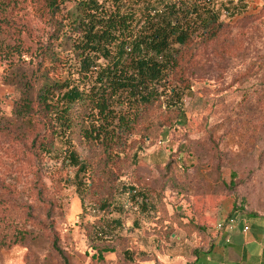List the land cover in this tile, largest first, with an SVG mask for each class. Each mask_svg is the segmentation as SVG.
Returning a JSON list of instances; mask_svg holds the SVG:
<instances>
[{
  "label": "rangeland",
  "instance_id": "rangeland-1",
  "mask_svg": "<svg viewBox=\"0 0 264 264\" xmlns=\"http://www.w3.org/2000/svg\"><path fill=\"white\" fill-rule=\"evenodd\" d=\"M233 1L235 11L230 0H217L219 37L196 44L182 67L191 88L185 118L156 138L134 137L109 210L87 191L88 179L79 187L77 168L66 154L46 158L38 168L33 161L24 163L16 143L0 133V179L16 192L9 231L27 225L31 232L0 250V264H192L197 250L211 246L220 223L237 217L250 225L264 216V0ZM19 16L30 33L9 29L1 36L16 49L0 51V116L5 117L20 96L14 77L41 75L39 41L46 42L50 30L33 3ZM67 58L57 77L84 82L73 53ZM76 149L81 159L93 156L78 142ZM129 188L147 195L145 211L142 198L134 200ZM24 204L33 208L31 216ZM53 234L65 259L53 247Z\"/></svg>",
  "mask_w": 264,
  "mask_h": 264
},
{
  "label": "trees",
  "instance_id": "trees-1",
  "mask_svg": "<svg viewBox=\"0 0 264 264\" xmlns=\"http://www.w3.org/2000/svg\"><path fill=\"white\" fill-rule=\"evenodd\" d=\"M70 1L72 8L66 5ZM230 2L237 10L238 3ZM29 3L50 28L47 41H39L44 68L36 78L26 73L14 77L20 96L12 115L0 116V133L16 143L24 163L33 161L38 168L46 158L66 154L77 168L79 187L88 179L87 191L100 198L102 210H109L110 193L134 137L156 138L185 118L184 99L191 88L182 67L196 44L219 37L222 11L217 0H0V51L16 50L1 39L9 29L30 33L19 16ZM69 52L84 82L57 77L69 63ZM77 142L93 156L81 159ZM129 192L134 200L142 198L145 211L147 195L136 188ZM15 194L0 179V250L31 234L27 225L9 231ZM80 198L84 206L86 196ZM22 206L31 216L33 208ZM59 240L52 235L54 249L65 259Z\"/></svg>",
  "mask_w": 264,
  "mask_h": 264
},
{
  "label": "crops",
  "instance_id": "crops-1",
  "mask_svg": "<svg viewBox=\"0 0 264 264\" xmlns=\"http://www.w3.org/2000/svg\"><path fill=\"white\" fill-rule=\"evenodd\" d=\"M215 237L192 264H264V216L258 215L250 225L242 218L232 228L218 231Z\"/></svg>",
  "mask_w": 264,
  "mask_h": 264
},
{
  "label": "built area",
  "instance_id": "built-area-1",
  "mask_svg": "<svg viewBox=\"0 0 264 264\" xmlns=\"http://www.w3.org/2000/svg\"><path fill=\"white\" fill-rule=\"evenodd\" d=\"M236 222H237V219L236 218H232L230 221H229V225H227V222L225 224H219L218 225V228H219V231H222L223 229H225L226 227H230L232 228L233 226L236 225ZM238 223V222H237ZM245 230H247V228H245Z\"/></svg>",
  "mask_w": 264,
  "mask_h": 264
}]
</instances>
